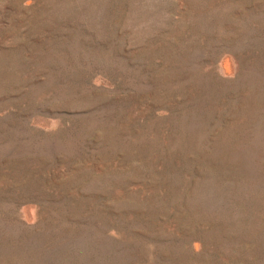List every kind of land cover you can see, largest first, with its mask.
I'll list each match as a JSON object with an SVG mask.
<instances>
[{
    "label": "rangeland",
    "instance_id": "obj_1",
    "mask_svg": "<svg viewBox=\"0 0 264 264\" xmlns=\"http://www.w3.org/2000/svg\"><path fill=\"white\" fill-rule=\"evenodd\" d=\"M0 264H264V0H0Z\"/></svg>",
    "mask_w": 264,
    "mask_h": 264
}]
</instances>
